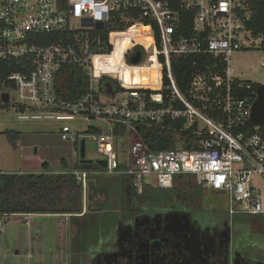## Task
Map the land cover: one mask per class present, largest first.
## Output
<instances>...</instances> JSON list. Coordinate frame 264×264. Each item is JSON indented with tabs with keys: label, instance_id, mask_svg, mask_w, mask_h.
<instances>
[{
	"label": "built area",
	"instance_id": "built-area-1",
	"mask_svg": "<svg viewBox=\"0 0 264 264\" xmlns=\"http://www.w3.org/2000/svg\"><path fill=\"white\" fill-rule=\"evenodd\" d=\"M253 1L181 0V9L192 12L193 21L190 33L179 36L184 18L168 1L0 0V104H11L15 92L19 119L94 122L88 132L97 159L107 161L96 169L75 166L85 135L65 123L57 127L60 139L78 150L73 169L64 173L82 184L85 204L94 175H133L141 193L145 184L169 189L177 174H192L204 190L229 194L231 215L264 218V125L251 120L264 83L241 79L231 68L234 52L264 50V35L250 25ZM98 22L104 27L98 28ZM136 23L150 27L152 51L132 40L122 59L112 62L114 49ZM38 33L66 34L38 44L31 37ZM137 50L140 60L132 63ZM180 57L193 59L186 90L172 66ZM1 62L13 69L5 74ZM65 64L77 65L88 76L87 91L78 99L57 93L56 75ZM135 67L156 68V87L132 80L126 71ZM120 126L122 135L129 136L125 164L118 153ZM141 126L171 127L177 146L150 150L140 136ZM187 141L193 146H184Z\"/></svg>",
	"mask_w": 264,
	"mask_h": 264
},
{
	"label": "trees",
	"instance_id": "trees-1",
	"mask_svg": "<svg viewBox=\"0 0 264 264\" xmlns=\"http://www.w3.org/2000/svg\"><path fill=\"white\" fill-rule=\"evenodd\" d=\"M163 1H168L184 18V25L180 26L178 35H188L192 29L193 13L181 9V0ZM253 2L254 16L250 25L256 32L264 35V0H254ZM144 23L148 24L147 21ZM122 29L124 27L121 26L118 30ZM144 31L148 32L149 30ZM64 34L66 33H38L31 37L33 42L48 44L56 41L60 35ZM146 38L142 39V42L146 43L147 47H150L153 40H149V37ZM111 48L107 50V53L110 52ZM192 62L193 59L190 57H180L174 59L172 62L175 76L183 90H186L193 71ZM1 65L2 71L5 74L13 69L8 62H1ZM87 84V74L75 64L63 65L56 75L55 86L57 93L65 99H78L83 96L87 91ZM144 86L156 87L154 82L152 84L151 79L146 80ZM168 123L171 126V122ZM169 126L166 128L141 126L139 131L140 136L150 150L175 148L177 146V137ZM6 132L10 134L12 131L7 130ZM116 132L118 135L125 133L121 126L116 129ZM16 134L18 136L17 132ZM184 146L191 147L193 143L187 141ZM61 163L66 166L68 165V161L65 158L61 159ZM75 166L79 169L99 168V165L96 163H78ZM42 167L44 169L43 172L31 173L1 172L0 170V215L27 213L68 214L74 223H78L77 236L73 242L78 241L81 244H83L86 237H90L91 239L93 230L109 222V219L113 215L116 216V213L133 211L140 203L150 201L161 202L173 197L179 201L184 200L190 203L202 200L200 192L203 189L197 184L192 174H177L173 186L169 189H161L150 184H145L141 193L138 192L133 175L122 174L119 175L122 188L118 208L93 211L91 199L94 195L88 194L86 208L84 209L83 186L73 174L51 171L48 161H44ZM89 183L90 188L94 190V194H99V192L111 186V184L95 183L91 178ZM107 212L108 214H105ZM260 218L264 222V218L261 216ZM71 261L72 263L74 261L73 255Z\"/></svg>",
	"mask_w": 264,
	"mask_h": 264
},
{
	"label": "rangeland",
	"instance_id": "rangeland-1",
	"mask_svg": "<svg viewBox=\"0 0 264 264\" xmlns=\"http://www.w3.org/2000/svg\"><path fill=\"white\" fill-rule=\"evenodd\" d=\"M151 51L152 47H148V52ZM263 61L264 50L262 49L236 51L232 55L231 68L233 74L241 79L264 83ZM10 96L11 104L7 106L0 104V165L2 169L21 173L43 172L42 163L48 161L52 163L53 170L51 166L50 169L53 172L71 171L75 165L78 150L74 145L64 143L60 139L57 133V127L64 123L85 135L87 158L97 159L100 157L96 142L90 137L88 132V127L93 125L94 122L83 119L67 122L19 119L18 110L13 105L17 99L16 93L11 92ZM7 130L12 132L8 134L6 132ZM117 143L120 162L124 164L128 163L129 136L127 134L118 135ZM62 158H67L69 162L67 166L61 163ZM119 178L120 176L116 174L94 175L91 177L95 183L111 184L108 189L102 190L99 194H94V190L89 188L88 194L94 195L91 199L93 211L104 210L106 208H118L122 188ZM200 194L205 207L220 214H229V194L212 190H202ZM105 214H108V212ZM248 217H252V221L250 222L251 227L245 235L248 250L256 258H259V261L262 260L264 262V222L260 216L246 213H235L231 215L235 227L240 230L245 228V218ZM66 219L65 217H60L58 220L64 223ZM115 219L116 216L113 215L109 219V222H106L101 228H95L93 230V236L91 237V239L94 237L93 240L90 237H86L83 244L78 241L73 242L77 236L78 223H71L68 253L70 258L72 255L74 256L72 264H80L81 258L85 261L88 256L93 254L96 250L95 246H93L96 244L94 241H98L102 230H109V227L113 225Z\"/></svg>",
	"mask_w": 264,
	"mask_h": 264
},
{
	"label": "flooded vegetation",
	"instance_id": "flooded-vegetation-1",
	"mask_svg": "<svg viewBox=\"0 0 264 264\" xmlns=\"http://www.w3.org/2000/svg\"><path fill=\"white\" fill-rule=\"evenodd\" d=\"M229 214L208 209L203 199L140 203L116 213L80 264H264L246 244L252 219L240 230Z\"/></svg>",
	"mask_w": 264,
	"mask_h": 264
},
{
	"label": "crops",
	"instance_id": "crops-1",
	"mask_svg": "<svg viewBox=\"0 0 264 264\" xmlns=\"http://www.w3.org/2000/svg\"><path fill=\"white\" fill-rule=\"evenodd\" d=\"M71 223L68 214L0 215V264H69Z\"/></svg>",
	"mask_w": 264,
	"mask_h": 264
},
{
	"label": "bare ground",
	"instance_id": "bare-ground-1",
	"mask_svg": "<svg viewBox=\"0 0 264 264\" xmlns=\"http://www.w3.org/2000/svg\"><path fill=\"white\" fill-rule=\"evenodd\" d=\"M144 30H149L148 32H145ZM133 33L128 34V37H125L122 42H120L116 48L114 49L113 53L110 56V60L112 62H118L122 59L123 54L125 53V50L128 49L130 46H132V40L137 41L140 44H144L147 46L146 43L142 42V39H147L146 37H149V40H153L152 35L150 34V27L143 24V23H136L133 26L132 29ZM147 34V35H146ZM99 60L96 58V64L98 65ZM115 66V64H113ZM116 67V66H115ZM115 72H120L122 75H125L127 73H131V79L134 80L137 84H144V82L148 79H151V82L155 84L157 69L152 68L149 69L147 67L144 68H137L135 67L132 69V71H126L124 72L123 69H117ZM156 86V84H155Z\"/></svg>",
	"mask_w": 264,
	"mask_h": 264
},
{
	"label": "water",
	"instance_id": "water-1",
	"mask_svg": "<svg viewBox=\"0 0 264 264\" xmlns=\"http://www.w3.org/2000/svg\"><path fill=\"white\" fill-rule=\"evenodd\" d=\"M98 28H103L104 23L98 22ZM140 51H137L136 55L131 59L132 63H138L140 60ZM6 101H8V95H6ZM251 120L256 125H264V85H261L258 89V97L252 106ZM79 158L80 163L93 164L97 163L102 167L107 166V161L103 159H89L86 157V140L81 137L79 142Z\"/></svg>",
	"mask_w": 264,
	"mask_h": 264
}]
</instances>
